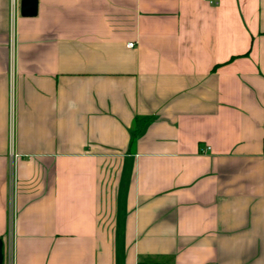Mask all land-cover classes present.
I'll list each match as a JSON object with an SVG mask.
<instances>
[{"label": "crops", "instance_id": "crops-1", "mask_svg": "<svg viewBox=\"0 0 264 264\" xmlns=\"http://www.w3.org/2000/svg\"><path fill=\"white\" fill-rule=\"evenodd\" d=\"M21 2L0 0L4 264H264V0Z\"/></svg>", "mask_w": 264, "mask_h": 264}, {"label": "water", "instance_id": "water-1", "mask_svg": "<svg viewBox=\"0 0 264 264\" xmlns=\"http://www.w3.org/2000/svg\"><path fill=\"white\" fill-rule=\"evenodd\" d=\"M38 12V0H22L21 13L23 16H35ZM0 264H4V242L0 239Z\"/></svg>", "mask_w": 264, "mask_h": 264}, {"label": "built area", "instance_id": "built-area-1", "mask_svg": "<svg viewBox=\"0 0 264 264\" xmlns=\"http://www.w3.org/2000/svg\"><path fill=\"white\" fill-rule=\"evenodd\" d=\"M129 45H130V46H132V45H133V43H130Z\"/></svg>", "mask_w": 264, "mask_h": 264}]
</instances>
